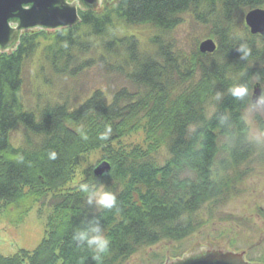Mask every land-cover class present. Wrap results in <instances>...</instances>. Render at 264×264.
I'll return each instance as SVG.
<instances>
[{
	"label": "trees",
	"instance_id": "obj_1",
	"mask_svg": "<svg viewBox=\"0 0 264 264\" xmlns=\"http://www.w3.org/2000/svg\"><path fill=\"white\" fill-rule=\"evenodd\" d=\"M253 8H264V0H103L97 10H79L80 22L72 28L23 33L12 52H0V213L21 220L34 204L54 197L46 214L38 210L45 216L38 245L10 256L0 254V264H128L142 249L182 244L206 222L201 218L204 208L212 210L235 194L248 170L240 167L248 166L264 146L253 139L246 116L254 84L264 82V68L258 67L264 48L256 44L264 36L251 35L243 21ZM186 12L209 26L217 40L213 53L196 48L187 56L153 40L160 59L143 57L136 37L125 35L105 43V50L117 54L122 47L133 65L128 77L134 91L121 88L106 99L95 90L77 106L56 102L37 113L22 102L23 62L41 42H47L52 65L58 66L59 59L65 68L69 58L90 52L91 38L106 34L115 22L171 30ZM81 27L86 28L83 35L77 32ZM240 45L246 57L237 51ZM91 62L88 58L80 68ZM235 85L246 86V96H231L228 89ZM18 126L26 134L15 146L10 134ZM106 127L111 134L101 141L98 136ZM81 128L87 140L81 139ZM140 129L145 148L137 144L125 149L123 139ZM256 130L264 132V113L256 116ZM165 144L170 157L158 164L151 154ZM97 150L102 154L95 166L105 160L111 170L94 176L92 166L75 183L80 158ZM51 151L57 154L54 160L48 158ZM81 183L103 184L116 194V206H90L79 190ZM95 222L111 241L109 253L99 262L73 238L77 229ZM189 250L173 252L170 259L146 253L147 264L156 259L164 264ZM255 261L264 264V256Z\"/></svg>",
	"mask_w": 264,
	"mask_h": 264
},
{
	"label": "rangeland",
	"instance_id": "obj_2",
	"mask_svg": "<svg viewBox=\"0 0 264 264\" xmlns=\"http://www.w3.org/2000/svg\"><path fill=\"white\" fill-rule=\"evenodd\" d=\"M67 2L78 4L77 0H67ZM33 30L35 29L26 30L24 33L29 34V31ZM85 30V27H81L77 32L83 35ZM125 35L136 37L139 55L157 59L160 58L156 55L153 40L163 45H171V48L187 56L198 49L199 43L204 39L212 38L217 42L216 38L210 35L209 26L195 20L189 12L183 13L180 23L171 30H161L150 24L125 25L123 22H115L108 28L106 34L91 38L94 47L90 52L78 53L81 54L79 57L69 58L65 68H62L63 61L59 59L55 60L58 66L52 65L45 50L47 42L42 40L43 42L36 46L23 62L20 95L25 107L37 113L46 104L56 102L66 103L69 107L77 106L95 90H101L106 99L121 88L134 91L133 83L128 77L133 65L131 66L125 59L126 54L122 47H118L117 54L105 50V43ZM256 44L264 48V40L257 39ZM262 51L264 54V50ZM88 58L92 59L91 65L80 68V63ZM258 67L264 68V58L258 62ZM261 86H264V82H261ZM212 108L211 105L208 107L209 110ZM263 113L264 101L261 97L256 104L247 109L246 116L254 135L259 134L256 130V116H262ZM25 134L26 131L18 126L11 131V142L15 146L21 145ZM143 139L144 130L140 129L125 137L121 145L127 150L137 144H142L145 148ZM101 154L102 151L97 150L80 158L76 177L73 180L75 183L87 175V171L95 166ZM169 157L167 144L160 146L151 154V159L158 164H163ZM246 168H248L247 173L242 176L241 182L236 184L235 194L228 196L212 210L204 208L201 211V218L206 222L182 244L173 243L178 247L175 251L172 248L173 244L166 250L164 245L158 244L140 250L128 264H147L149 258L146 253H159L161 257L170 258L173 252L182 253L191 247L234 253L243 251L244 260L251 263L264 256V146L248 166L244 164L240 167L242 171ZM53 200L54 197L48 195L40 203L34 204L21 220L16 214L0 213L1 255L10 256L20 249L33 250L38 245L45 232V216L39 215L38 210L42 209L43 214H46ZM231 241H234L233 245ZM150 263L159 264L160 259L151 260Z\"/></svg>",
	"mask_w": 264,
	"mask_h": 264
},
{
	"label": "water",
	"instance_id": "obj_3",
	"mask_svg": "<svg viewBox=\"0 0 264 264\" xmlns=\"http://www.w3.org/2000/svg\"><path fill=\"white\" fill-rule=\"evenodd\" d=\"M77 2L78 4L69 3L67 0H0V52H12L26 30H57L75 26L80 22L79 10H97L103 0ZM244 22L251 35L264 36V8L247 11ZM216 48L217 42L212 38L204 39L198 45L200 53H213ZM261 94L260 84L255 83L251 102L256 104ZM110 170V163L104 160L93 168V175L102 176ZM242 253L243 251L234 253L195 248L181 258L166 261L164 264H257L244 260Z\"/></svg>",
	"mask_w": 264,
	"mask_h": 264
},
{
	"label": "clouds",
	"instance_id": "obj_4",
	"mask_svg": "<svg viewBox=\"0 0 264 264\" xmlns=\"http://www.w3.org/2000/svg\"><path fill=\"white\" fill-rule=\"evenodd\" d=\"M237 51L242 53V58L248 55L244 45H240ZM228 92L231 96L239 99L246 96L248 89L244 85H235L230 87ZM219 98L220 94H217V99ZM79 134L81 139H88V134L82 128L79 130ZM110 134L111 128L106 127L104 132L99 134L98 139L105 141ZM253 139L259 144H264V132L256 134ZM56 155L55 151H51L48 153V158L54 160ZM79 190L84 194L87 204L95 206L97 210H110L116 206V194L107 190L103 184L89 185L88 183H81ZM73 238L79 242L78 246H84L89 249L94 254L93 259L98 262L109 253L111 241L105 235L98 222L91 223L89 227L77 229Z\"/></svg>",
	"mask_w": 264,
	"mask_h": 264
},
{
	"label": "flooded vegetation",
	"instance_id": "obj_5",
	"mask_svg": "<svg viewBox=\"0 0 264 264\" xmlns=\"http://www.w3.org/2000/svg\"><path fill=\"white\" fill-rule=\"evenodd\" d=\"M12 27H15L14 24H12ZM24 33V32H23ZM22 35V34H21Z\"/></svg>",
	"mask_w": 264,
	"mask_h": 264
}]
</instances>
